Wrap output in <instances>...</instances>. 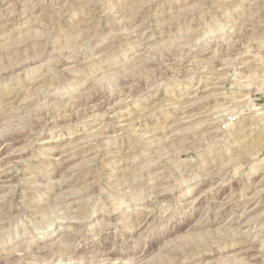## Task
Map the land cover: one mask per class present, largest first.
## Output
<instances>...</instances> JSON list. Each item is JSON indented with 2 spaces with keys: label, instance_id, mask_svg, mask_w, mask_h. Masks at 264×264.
Listing matches in <instances>:
<instances>
[{
  "label": "rangeland",
  "instance_id": "obj_1",
  "mask_svg": "<svg viewBox=\"0 0 264 264\" xmlns=\"http://www.w3.org/2000/svg\"><path fill=\"white\" fill-rule=\"evenodd\" d=\"M0 264H264V0H0Z\"/></svg>",
  "mask_w": 264,
  "mask_h": 264
},
{
  "label": "bare ground",
  "instance_id": "obj_2",
  "mask_svg": "<svg viewBox=\"0 0 264 264\" xmlns=\"http://www.w3.org/2000/svg\"><path fill=\"white\" fill-rule=\"evenodd\" d=\"M123 13V12H122ZM8 14V13H7ZM11 18V17H10ZM185 49V48H184ZM208 90V89H207ZM198 97V96H197ZM199 100V99H198ZM187 102V101H186ZM188 106V105H187ZM261 119V118H260ZM218 125V124H217ZM233 134V133H232ZM191 135V134H190ZM244 162V161H243Z\"/></svg>",
  "mask_w": 264,
  "mask_h": 264
}]
</instances>
